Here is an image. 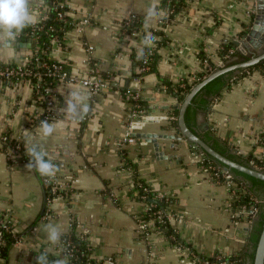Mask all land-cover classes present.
Listing matches in <instances>:
<instances>
[{
  "label": "crops",
  "instance_id": "obj_1",
  "mask_svg": "<svg viewBox=\"0 0 264 264\" xmlns=\"http://www.w3.org/2000/svg\"><path fill=\"white\" fill-rule=\"evenodd\" d=\"M64 2L70 28L60 42L51 43L48 60H63L72 75H85L95 68L109 73L110 79L95 97L79 85L54 82L59 114L49 122L55 131L47 139L41 138L36 124L45 110L34 102L29 81H0V134L17 138L25 147L39 145L46 158L60 167L59 176L70 181L73 191L67 200H54L50 218H41L40 177L25 168L27 161H8L0 141V214L20 233L0 264H36L41 252H47L49 261L63 258L61 244L49 245L46 240L44 226L49 223L58 226L62 235L71 230L83 233L97 264H180V252L162 234L153 233L148 244L138 237L134 217L142 204L130 194L131 180L136 178L154 195L169 200L171 210L181 217L170 224L184 245L206 256L237 253L245 245V224L231 225L229 189L212 181L197 149L170 125L169 113L177 99L165 92L163 81L173 83L200 72L199 52L219 64L224 44L239 50L240 45L233 42L243 39L256 1L185 0L184 7L165 23L149 21L148 31H160L162 40L157 45L155 70L142 79L133 76L140 67L131 52L140 47L145 14L153 0ZM42 8L41 0H32L35 21ZM131 15L142 21L140 35H122L121 24ZM82 19L87 22L74 25ZM89 44L91 52L86 49ZM32 52L29 40H16L11 48L0 43V62L21 65ZM228 82L208 111L196 113L193 129L213 135L230 153L239 150L241 157L264 161V74L254 69ZM77 89L88 94L91 106L78 123L61 111L68 94ZM128 95L142 102L144 113L133 131L168 135L157 137V149L141 137L133 142L122 140L131 118L132 97Z\"/></svg>",
  "mask_w": 264,
  "mask_h": 264
},
{
  "label": "trees",
  "instance_id": "obj_2",
  "mask_svg": "<svg viewBox=\"0 0 264 264\" xmlns=\"http://www.w3.org/2000/svg\"><path fill=\"white\" fill-rule=\"evenodd\" d=\"M61 2L63 0H44L42 5L46 9V16L43 17L41 20L34 22L31 24L29 27L25 28L23 32L18 36L17 40L18 41H30L32 43V49L33 52L29 56V58L24 62L23 66L27 68L28 70H31L30 75L24 76L22 79H26L29 81V83L32 85L34 83L38 84V92L36 93L35 91L33 92V100L36 101L38 105L44 106V87L43 85V80L51 81L54 79V77H47V76H42V83L38 82V77L34 76V72H42V69L37 67V63L40 61H51L48 60L47 58V50L51 43L54 40H61L64 33L69 30L70 24L63 23L62 21L54 19L55 12L57 10L62 9L64 13L66 14V19L69 22V19L67 18V13H66V4L62 6V8H59V5H61ZM185 0H171L168 3L163 0L160 3V7L164 8V6H167L169 9L172 10V12L169 15L170 20L174 14H176L180 9L184 7ZM54 6L57 7V9H54ZM142 21L140 18H136L131 20L128 24L125 25V29L122 30L125 36H128V34H131L133 30L139 29L141 26ZM52 27V31L49 30V27ZM124 28V27H123ZM157 37H159V40L157 41L156 47L154 48L153 55L151 56L150 60L145 64L148 66L147 70L144 71H136L133 73L134 77H138L140 79L144 78L145 75L148 73L152 72L155 70V64L157 60V45L160 44L162 40V34L160 31H155L154 32ZM232 50V52L228 55V57L223 59V66L231 65L237 62H241L244 60H247L251 54L249 52L242 53L241 51L237 50L236 48H233L230 43H226L222 46V48L219 50V55H224L227 54L228 50ZM131 55L136 59V52L132 51ZM198 57L201 61L202 65V70L196 74H194V77H198L199 79L195 82H199L203 77H205L208 73L213 71L214 69L218 68L217 64L212 63L209 61L206 56L199 52ZM36 58V61H35ZM137 60V59H136ZM205 61V63H203ZM10 65H14L12 63H9ZM137 67H142L143 63L140 60H137ZM210 66L211 70L207 71L206 67ZM258 70L262 71L264 69V59L260 60L258 63L253 64L249 67H246L244 69H241L238 73L235 75L239 76L242 73L249 72L251 70ZM67 70V68H66ZM68 71V70H67ZM233 71L227 72L225 74L219 75L212 80H210L208 83H206L192 98L191 104L187 106L185 112H184V121L186 125L194 132L196 131L193 129L194 123H195V116L196 113L199 110L202 111H208L211 101L214 99V97L218 96L220 92L228 87V81L229 78L231 77V74L233 75ZM99 75L102 79H105L109 82L110 76L109 73L107 72H99ZM10 81L15 82L16 79L12 78ZM180 83H183V86H180ZM194 83V84H195ZM193 84V85H194ZM190 84H187V80L184 79H178L175 82H170V81H163V88L165 89V92L170 94L171 96H174L178 102H181L183 99L184 95L189 91L191 88ZM43 103H42V102ZM131 109L133 107V103H136L139 105L140 108L142 105V102L139 99L136 100H131ZM169 123L172 127L176 128L178 130L177 126V109H173L169 113ZM208 132V131H207ZM206 143H208L212 148H214L216 151L219 153L226 155L227 157L236 160L242 164L251 166L252 165L249 163V158L241 157L240 155H236L234 153H230L229 149L223 145V143H220L216 137L213 135H210L209 133H203V134H198ZM13 138L10 137L9 134H7V141L6 144L3 145V149L6 147V145L13 144ZM21 145V151H20V156L25 158L27 160V163L30 160V157H28L25 154L26 147L24 144L20 141ZM193 146V145H192ZM195 149L201 151L204 156L205 160L203 161L204 165L206 164L205 161H210L211 164L215 166H220L223 167L220 163L217 161L213 160L211 157L206 155L202 150L198 149L195 145L193 146ZM55 163V162H54ZM56 164V163H55ZM264 171V169H261ZM38 174V173H37ZM232 178L234 182L240 186L243 187L244 194L241 196V201H247L249 200L250 197H253L257 200L255 206H256V213L255 215L251 218L250 226L246 232V237H245V245L234 255L229 256L227 264H252L253 261V256H254V250L255 246L260 234V231L262 229V226L264 224V181L254 178L252 176H249L247 174H244L242 172H239L237 170H232ZM39 176V174H38ZM40 177V176H39ZM41 179V177H40ZM41 184L42 188L44 191V208L40 214L41 218H44L43 215L46 211L45 205L47 204V201L50 198V194L46 191V188L43 185L42 179H41ZM138 184H141L142 186H146L147 192H144L142 190V186L138 187ZM138 194H144L145 197L143 200H140L138 198ZM130 194L134 196V199L137 201H142L145 203H152L153 206L151 207L150 210L147 212H140L136 214L135 218L141 219H147L150 214L153 211H160V213L164 216V212L168 209V202L164 201L163 198L157 199L154 197V194L152 190L147 187V185L141 180L136 178L134 183H133V189L130 191ZM2 213L0 214V217H2ZM171 223V222H170ZM170 223H165L159 225L160 228H164V235L166 238H169V235L173 236V239H169L170 243H181L182 241L180 240L179 236L177 233L174 232L173 227L171 226ZM84 234H76L71 230L70 232H67L66 234L61 236V241L60 244H65L68 240L70 243L73 245V252L74 255L76 256V259L71 261L74 264H97L93 258L90 257V249L87 244V242L84 240ZM20 239V233L14 232L12 224L9 222V229L7 231L2 230L1 233V242H0V260H4L6 258V255L8 253V250L11 245L16 243Z\"/></svg>",
  "mask_w": 264,
  "mask_h": 264
},
{
  "label": "built area",
  "instance_id": "obj_3",
  "mask_svg": "<svg viewBox=\"0 0 264 264\" xmlns=\"http://www.w3.org/2000/svg\"><path fill=\"white\" fill-rule=\"evenodd\" d=\"M160 1H163V0H160ZM165 1L168 3L171 0H165ZM64 3L65 2L63 0V2H61V5H59V8H62ZM54 9H57V7L54 6ZM163 9L167 10L168 15L166 19L158 20L160 23H165L169 19V15L172 12V10L169 9L167 6H164ZM41 13L42 14L37 21L41 20L43 17L47 15L46 10L44 8H42ZM136 18L137 17H135L134 15H131L127 17L126 19H124L123 23L121 24L122 26L121 31L126 28L125 27L126 24H128L131 20L136 19ZM54 19L62 21L63 23H68V20L66 19V14L64 13V11H62V9L57 10L55 12ZM86 22H87L86 19H82L81 21L74 23V25L76 26L82 25ZM79 29L80 28H78V30ZM49 30L51 31L53 30L51 26L49 27ZM140 32L141 31L139 27V29L133 30L131 32V35H136V34L140 35ZM152 33L153 35L156 36L154 32ZM123 34L124 33L122 32V35ZM54 41L60 42L58 40H54ZM154 48L150 50V55H147L146 62L142 61L143 66L140 67L139 71H144L148 69V66H146L145 64L150 60L151 56L153 55ZM86 49L88 52H91L93 50V46L89 44L86 46ZM231 52L232 50L230 49L228 50L227 54L222 55L221 61L219 64H217V66L223 65L222 60L225 57H227ZM35 61H36V58H35ZM203 63H205V61ZM23 64L10 65L7 62H0V81L2 80L10 81L12 78H15L16 79L15 82H17L21 80L24 76L30 75L31 70H28L27 68H25ZM37 67L41 68L42 72L39 73L36 71L33 73V75L38 77L39 83H42L41 82L42 76L54 77V79L51 81L43 80V85H45L44 87L45 97L43 100L44 106H41V105L39 106L43 107L45 111L42 117L36 120L37 125H40V122L42 120H47L48 122H51L59 114L57 107H56V98H55L54 89H53L54 82L63 81L66 83L76 84L81 87H84L88 91L91 97L97 96L100 92H102L108 86V81L105 79H102L99 75V72L95 68H91L85 75H72L66 70V64L63 60H58V61H44L43 60L37 63ZM206 69L207 71L211 70L210 66L208 65ZM261 73L264 74V69H262ZM235 74L229 78L230 81H234L237 78V75ZM198 79H199L198 77H194L193 75L190 78L186 79L187 84L193 85ZM183 85H184L183 83H180V86H183ZM32 87L34 91L37 93L38 84L34 83L32 84ZM128 97H132L131 98L132 100H136V97L134 95L133 96L128 95ZM34 102L36 103L35 100ZM177 103L179 102L177 101ZM133 107L134 108L131 109V114H130L131 118L126 123L125 132L122 138L124 142L134 141L135 137L133 134L136 132H134L133 129L134 127H136V124L139 121V119H141L144 116L143 109L140 108L139 105H137L136 103H133ZM0 141L2 142V145L6 144V141H7L6 133L0 134ZM13 141H14L13 144L6 145V147L4 148V155L6 159L10 162H14L16 161V159H20L21 161L26 162L27 160H25V158L20 156V151H21L20 140H18L17 138H13ZM195 153L199 157L200 164L202 165V167L206 168V170L208 171L212 181L214 183H224L229 189L228 206L230 207V210H231V220H230L231 225L236 228L239 226V223H244L245 229L248 230L250 226L251 218L255 215L257 211L256 210L257 208L255 206L257 200L253 197H250L249 200L247 201H244V202L241 201V197H242L241 195L244 194L243 187L234 182L231 173H229L223 167L215 166L211 164V162L208 160L205 161L206 164L204 165L203 163V161L205 160L204 154L199 150H196ZM234 153L237 155L241 154L239 150H235ZM25 154H26V151H25ZM249 163L255 169H258V170L264 169V161L262 160L250 159ZM41 179H42L44 187L46 188V191L50 194V198L47 201L46 211L43 217L50 218V216H52V213L49 210V206L54 202V200L62 199V198L64 200H67L69 199V195H71L73 191L71 190L70 185H69L70 181L68 182L67 179H64L63 177L59 176L58 173L56 177L52 179L50 182L46 183L44 178L41 177ZM134 181L135 180L133 179L131 180L132 183H134ZM141 186H142L141 184H138V187H141ZM142 190L144 192H147L146 186H142ZM136 195H138V198L140 200H143L145 197L144 194L136 193ZM154 197L160 200L162 198L160 195H154ZM163 200L168 202L166 197H164ZM139 202L142 204L141 212H144V213L150 210L151 207L153 206L152 203H145L142 201H139ZM169 206L170 204H168V209L164 212L165 213L164 216L160 213V211H153L147 219L141 218L137 220L134 217L135 218V231L138 234V237L140 238L142 242L148 244L149 240L151 239V235L153 233H159L165 236L164 228H160L159 225L170 223L172 220L179 221L181 219V217L175 211L171 210ZM9 222L10 221L6 218V216L3 215L2 217H0V242H1L2 230L7 231L9 229ZM174 232L177 233L175 229H174ZM168 237H169L167 238L168 240L173 239L172 235H169ZM170 244L176 250H178V252H180L181 257H182L180 264H227L228 262L229 256H225L224 254L219 253V252L206 256V255L197 253L196 251L184 245L183 243L182 244L181 243L179 244L170 243ZM61 249H62V256L68 258L69 264H74L71 261V257H72V260L73 259L75 260L76 256L74 255L73 245L70 243V241L68 240L65 244H61Z\"/></svg>",
  "mask_w": 264,
  "mask_h": 264
},
{
  "label": "clouds",
  "instance_id": "obj_4",
  "mask_svg": "<svg viewBox=\"0 0 264 264\" xmlns=\"http://www.w3.org/2000/svg\"><path fill=\"white\" fill-rule=\"evenodd\" d=\"M32 0H0V43L5 47L11 48L23 30L34 23L35 17L30 9ZM44 0H41L43 3ZM167 10L159 6V0H153L145 14L144 35L140 42V47L136 51V59L146 62L150 50L156 46L159 37L148 31L149 21H158L167 18ZM88 94L81 90H73L68 94L65 100L62 112L67 119L72 122H82L90 112ZM42 139L52 136L55 128L52 123L42 120L39 125ZM26 154L30 157L29 162L25 165L28 171L35 170L45 182L54 179L60 172V167L55 164L47 153L39 146L32 144L26 147ZM46 240L49 245H58L61 241V231L55 224L49 223L44 226ZM36 264H69L67 257L58 258L52 261L48 260L47 252H41L36 257Z\"/></svg>",
  "mask_w": 264,
  "mask_h": 264
},
{
  "label": "water",
  "instance_id": "obj_5",
  "mask_svg": "<svg viewBox=\"0 0 264 264\" xmlns=\"http://www.w3.org/2000/svg\"><path fill=\"white\" fill-rule=\"evenodd\" d=\"M255 13L252 18L249 27L243 31V39L240 41H234L235 45H240L239 50L242 53L249 52L251 56L244 61L237 62L231 65L223 66L220 65L203 77L199 82L195 83L189 91L184 95L181 102L177 103L174 107L177 109V126L180 135L188 142L190 146H196L202 150L206 155L211 157L213 160L220 163L225 170L232 174V170H237L254 178L264 181V171L255 169L251 166L242 164L236 160H233L226 155H223L212 148L206 143L199 135L194 133L184 121V112L188 105L191 104L193 96L210 80L213 78L233 71L238 73L241 69L249 67L253 64L258 63L264 59V0H255ZM134 137L143 138L147 141H151L157 149V137L167 138L168 135H157L151 133H134ZM173 137L172 135L170 136ZM252 264H264V224L260 231L255 250Z\"/></svg>",
  "mask_w": 264,
  "mask_h": 264
}]
</instances>
